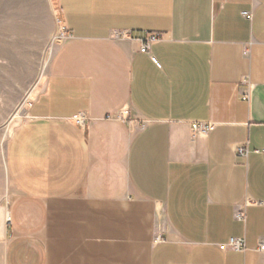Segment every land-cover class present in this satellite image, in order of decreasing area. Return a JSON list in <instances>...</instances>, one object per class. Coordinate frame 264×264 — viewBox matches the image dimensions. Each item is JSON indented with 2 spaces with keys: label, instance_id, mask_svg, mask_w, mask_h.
Segmentation results:
<instances>
[{
  "label": "crops",
  "instance_id": "0c3cea01",
  "mask_svg": "<svg viewBox=\"0 0 264 264\" xmlns=\"http://www.w3.org/2000/svg\"><path fill=\"white\" fill-rule=\"evenodd\" d=\"M29 88L0 161V264H264V0L6 4L0 124Z\"/></svg>",
  "mask_w": 264,
  "mask_h": 264
},
{
  "label": "rangeland",
  "instance_id": "374dc122",
  "mask_svg": "<svg viewBox=\"0 0 264 264\" xmlns=\"http://www.w3.org/2000/svg\"><path fill=\"white\" fill-rule=\"evenodd\" d=\"M38 1L39 0H0V10H3L6 4H8L9 6H13V5L15 6V4L37 3ZM64 32L65 29L63 27V23L61 21L60 22L58 21L52 40L44 52L42 58L43 59L42 65L38 70L39 78L45 76L49 62L52 58V55L56 47L64 39ZM36 91L37 88H29V93L26 96H24V98L19 103L18 107H16L12 111L11 115L2 124H0V161L2 164H4V158L6 155V148L8 142L12 134L15 132V130L21 125L22 122H24V120L28 116V107L30 102L32 101V98L30 96L32 95V93H35ZM3 181L5 185L3 193H6V191H9L10 185H9V179L5 172H4Z\"/></svg>",
  "mask_w": 264,
  "mask_h": 264
},
{
  "label": "built area",
  "instance_id": "2783aa9c",
  "mask_svg": "<svg viewBox=\"0 0 264 264\" xmlns=\"http://www.w3.org/2000/svg\"><path fill=\"white\" fill-rule=\"evenodd\" d=\"M64 35H65V32H64ZM160 39H161V34L159 32H155L153 34H150L146 38H143L140 51L144 52V53H149L152 44L159 41ZM74 119L80 125H84L86 122L85 118L83 116H81L80 114L74 116ZM192 128H193L194 132H200V131L201 132H207L208 130H210L212 128V126L210 124H206V123H194L192 125ZM236 152L241 156H248L249 149L247 146L241 145V146H238L236 148ZM237 217L239 219H244L245 216L243 213L239 212L237 214ZM7 222L8 223L11 222V218L9 215L7 216ZM226 246L228 248L235 249V250H243L246 248V242H245L244 238H231V240L226 244Z\"/></svg>",
  "mask_w": 264,
  "mask_h": 264
}]
</instances>
